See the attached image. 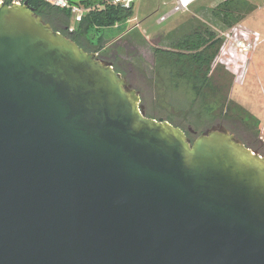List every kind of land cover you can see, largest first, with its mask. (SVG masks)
Returning <instances> with one entry per match:
<instances>
[{"label": "water", "instance_id": "water-1", "mask_svg": "<svg viewBox=\"0 0 264 264\" xmlns=\"http://www.w3.org/2000/svg\"><path fill=\"white\" fill-rule=\"evenodd\" d=\"M140 102L27 1L0 4V264H264V158Z\"/></svg>", "mask_w": 264, "mask_h": 264}, {"label": "rangeland", "instance_id": "rangeland-1", "mask_svg": "<svg viewBox=\"0 0 264 264\" xmlns=\"http://www.w3.org/2000/svg\"><path fill=\"white\" fill-rule=\"evenodd\" d=\"M223 1L197 0L184 13L157 24V18L171 10L172 0H135L128 19L112 27L94 26L89 31L86 39L95 47L83 41L90 50L102 47L100 54L114 57L122 71L131 68L146 115L170 121L192 140L204 129L220 123L242 144L264 152V0H245L250 10L235 15L236 21L227 15L224 19L228 23L213 15ZM233 26L238 32H248L246 38L230 36ZM205 30L221 40L219 50L226 44L242 59L237 75L213 61L212 69L224 72L218 80L220 91L197 95L178 76L177 66L152 67L153 50H171L179 38ZM226 104L230 108L223 118Z\"/></svg>", "mask_w": 264, "mask_h": 264}, {"label": "trees", "instance_id": "trees-1", "mask_svg": "<svg viewBox=\"0 0 264 264\" xmlns=\"http://www.w3.org/2000/svg\"><path fill=\"white\" fill-rule=\"evenodd\" d=\"M27 2L33 11L44 22L49 24L54 31L68 36L79 48H83L85 52L90 50L87 45L95 47L91 46L86 39L89 31L94 29V26L112 27L117 22L128 19L132 12V6L129 9H124L104 4L97 0H86L82 3L88 8V12L78 24V27L76 28L75 26L73 32H68L70 24L69 11L49 6L42 0H27ZM100 6L102 8L97 9ZM250 8L251 6L245 0H225L217 5L213 11V15L216 19L228 23L229 21L225 20L227 15L236 21L235 15H239L242 10L248 11ZM83 40L88 42L86 43L87 45H85ZM220 45L221 40L212 32L206 30L204 33L200 31L194 32L179 38L172 45L171 50L154 47L152 67H163L166 64H169L172 68L177 66L178 76L189 83L197 95L209 91L214 93L220 91L218 80L222 79V73H224L223 71L220 72L217 68L212 69V62L219 52ZM101 48L98 46L96 50L91 51L97 52ZM229 108V104L224 106L223 118L226 117L225 115ZM171 124L174 125L173 123ZM174 126L178 127L177 125ZM186 135L189 137L188 133ZM190 140L193 141L192 139Z\"/></svg>", "mask_w": 264, "mask_h": 264}, {"label": "built area", "instance_id": "built-area-1", "mask_svg": "<svg viewBox=\"0 0 264 264\" xmlns=\"http://www.w3.org/2000/svg\"><path fill=\"white\" fill-rule=\"evenodd\" d=\"M24 1L27 0H12L15 4H22ZM45 4L69 11L70 16V24L68 27L69 32H73L75 26L79 24L85 14L88 12V8L84 6L82 3L86 0H42ZM101 3L112 5V6H118L124 9H129L131 6H133V3L135 0H97ZM197 0H172V8L169 12L164 13L160 15L157 18V24H162L166 22L170 17L174 16L175 14L184 13L189 9V7L195 3ZM4 0H0V4H2ZM235 26L231 27L229 31L232 32L230 36L232 37H240L241 40L246 38L248 35V32H238ZM246 32V33H245ZM241 46V45H240ZM241 46V50H242ZM240 50V51H241ZM242 59V55L238 53L237 50H233L230 47H228L226 44L223 45V47L220 48L216 58L214 59V62H219L221 65L225 67L229 72H231L233 75H237L239 71V62ZM215 65V64H214Z\"/></svg>", "mask_w": 264, "mask_h": 264}, {"label": "flooded vegetation", "instance_id": "flooded-vegetation-1", "mask_svg": "<svg viewBox=\"0 0 264 264\" xmlns=\"http://www.w3.org/2000/svg\"><path fill=\"white\" fill-rule=\"evenodd\" d=\"M69 32V31H68ZM66 37H68V36H66ZM69 38V37H68ZM70 39V38H69ZM71 40V39H70ZM81 48V47H80ZM82 50H83V48H81ZM84 51V50H83ZM88 53H94L95 54V56H96V58L98 59V60H100V61H104V62H109V63H111L112 64V66H113V68H114V70L116 69L117 70V73H119L122 77H124V78H126L127 79V83H128V85L132 88V89H134L136 92H138V90L136 89V87L134 86V84H133V79H134V77H135V75L132 73V70H131V68L129 67V69L128 70H125V71H122V69L121 68H119L118 67V62L116 61V59L114 58V57H107V56H105V55H103V54H100V52H101V50L100 51H97V52H93V51H91V50H88L87 51ZM152 63H153V61H152ZM152 66H153V64H152ZM115 70V71H116ZM138 94H139V92H138ZM139 96H140V94H139ZM140 100H141V98H140ZM147 117H150V116H148V115H146ZM151 118V117H150ZM244 145V144H243ZM246 148H248V149H250L251 151H254V152H256L258 155H260V156H262L263 158H264V152H261L259 149H251L250 147H247L246 145H244Z\"/></svg>", "mask_w": 264, "mask_h": 264}]
</instances>
